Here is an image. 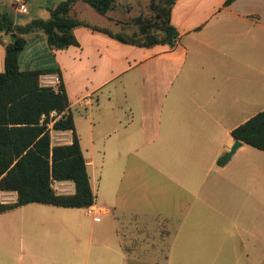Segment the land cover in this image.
<instances>
[{"label":"crops","instance_id":"1","mask_svg":"<svg viewBox=\"0 0 264 264\" xmlns=\"http://www.w3.org/2000/svg\"><path fill=\"white\" fill-rule=\"evenodd\" d=\"M39 1L17 17L2 1L0 13L24 26L64 0ZM226 1L175 0L173 47L128 45L85 27L73 30L78 46L62 50L42 32L25 36L20 68L60 71L91 207L101 213L94 221L88 208L41 204L1 213L0 264H264V152L241 143L217 164L235 142L232 130L264 110V0ZM111 12L77 2L70 14L110 29ZM0 40L2 72L9 38ZM54 133L52 146L71 143L70 131ZM52 187L74 193L71 182ZM102 217L119 218L108 236Z\"/></svg>","mask_w":264,"mask_h":264},{"label":"trees","instance_id":"2","mask_svg":"<svg viewBox=\"0 0 264 264\" xmlns=\"http://www.w3.org/2000/svg\"><path fill=\"white\" fill-rule=\"evenodd\" d=\"M118 0H64L48 8L49 18L33 19L21 26L14 24L8 13H0V38L8 37L4 45V69L0 72V191L15 193L13 203L0 201V214L28 204H41L65 209H82L94 205L86 162L75 132L69 101L58 68L22 70L19 59L27 45L25 36L42 32L50 49L62 50L78 46L73 30L85 27L108 35L121 43L150 48L157 45L173 47L177 32L170 22L175 0L150 1L152 16L138 18L136 35L124 38L119 34L90 25L71 16L72 7L83 2L101 16L111 11ZM234 0H227L230 4ZM14 35V37H12ZM1 43V40H0ZM56 74L58 90L42 86L41 76ZM62 114L52 125L57 132L70 131V144L51 146L47 124L49 114ZM42 116H45L41 122ZM234 141H239L264 152V110L232 130ZM222 155L218 166L226 163ZM53 182H71L74 193L57 194Z\"/></svg>","mask_w":264,"mask_h":264},{"label":"rangeland","instance_id":"3","mask_svg":"<svg viewBox=\"0 0 264 264\" xmlns=\"http://www.w3.org/2000/svg\"><path fill=\"white\" fill-rule=\"evenodd\" d=\"M49 1H52V0H49ZM150 1L151 0H133L132 3L134 6H131V8H129L128 5L122 6L121 8L119 7V5H117V7H114L112 9L111 18H109L110 22L112 23L111 24L112 27H110V29H107V28H104V29L108 30L110 33L119 34L124 38L136 35L138 32V27H137L135 21L138 18H140V19H148L149 18L150 19L152 16V12L149 8L150 7ZM42 2H44V1L40 0L38 2V4H40ZM155 3L160 4V2H158V0H156ZM128 11H131V12L128 13ZM8 12H9V10H8ZM31 18H33V17H31ZM19 24H21V23H19ZM50 82H51V80L50 79L48 80L47 75L42 77L41 84L46 86ZM57 87H58V82H54V89L57 90ZM52 135H53L52 143L55 144L56 143L55 142L56 141L55 133L53 132ZM5 198L6 197H3L2 194H0V201H2V202L6 201L7 199H5ZM98 198H100V194H99ZM102 206L109 208L106 205H102ZM28 220H30L31 222L45 221L44 218L40 219L37 216H34L31 219L29 218ZM114 221H115V224L118 225L119 218H116L115 220H109L108 218L102 217V221L100 223V227L102 229V235L105 232L106 236H108L109 233L107 232L106 227H108L109 222L113 223V226H114ZM120 233L124 237L125 234H124L123 229ZM166 233L167 232L165 230L161 231L162 235H164ZM34 237L39 238V239H44L47 237V233L45 231H41L40 229H35ZM125 237H126V235H125Z\"/></svg>","mask_w":264,"mask_h":264},{"label":"built area","instance_id":"4","mask_svg":"<svg viewBox=\"0 0 264 264\" xmlns=\"http://www.w3.org/2000/svg\"><path fill=\"white\" fill-rule=\"evenodd\" d=\"M2 1H6L10 5L16 17L18 15H23L24 13H26L28 4H29V0H0V2ZM56 82H58V79ZM42 86H45V85H42ZM46 87H52L54 89V83L50 82L46 85ZM54 90L57 91L58 87H57V90L56 89ZM68 110L69 109H65V111H63L62 113H68ZM61 115L62 114H57L56 111H52L50 112L49 117H48L49 123L47 124V128H48L49 135H50L51 146H52V140H53L52 134L53 132H55L54 130H52V125L61 117ZM45 118H46L45 116H42L41 122H43ZM88 213L94 216V221H98L99 220L98 215L101 213V211L95 210L92 207H88Z\"/></svg>","mask_w":264,"mask_h":264},{"label":"water","instance_id":"5","mask_svg":"<svg viewBox=\"0 0 264 264\" xmlns=\"http://www.w3.org/2000/svg\"><path fill=\"white\" fill-rule=\"evenodd\" d=\"M12 37H14V35ZM240 147H241V142L235 141L231 149L229 150V152L225 155L224 159L225 160L229 159L236 152V150Z\"/></svg>","mask_w":264,"mask_h":264}]
</instances>
